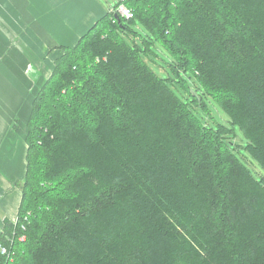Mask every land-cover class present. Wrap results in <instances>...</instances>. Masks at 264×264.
<instances>
[{
    "label": "trees",
    "instance_id": "trees-1",
    "mask_svg": "<svg viewBox=\"0 0 264 264\" xmlns=\"http://www.w3.org/2000/svg\"><path fill=\"white\" fill-rule=\"evenodd\" d=\"M61 49L0 264H264V180L232 140L264 168V0H118Z\"/></svg>",
    "mask_w": 264,
    "mask_h": 264
},
{
    "label": "crops",
    "instance_id": "crops-1",
    "mask_svg": "<svg viewBox=\"0 0 264 264\" xmlns=\"http://www.w3.org/2000/svg\"><path fill=\"white\" fill-rule=\"evenodd\" d=\"M80 1L84 8L79 0H0V238L5 220L15 221L19 212L27 169L24 132L35 94L61 47L76 44L117 3ZM22 20L27 28L20 31Z\"/></svg>",
    "mask_w": 264,
    "mask_h": 264
},
{
    "label": "rangeland",
    "instance_id": "rangeland-1",
    "mask_svg": "<svg viewBox=\"0 0 264 264\" xmlns=\"http://www.w3.org/2000/svg\"><path fill=\"white\" fill-rule=\"evenodd\" d=\"M102 4L105 1H109V3L115 4L118 0H99ZM80 8H84L81 5V1L77 2ZM18 17L16 16V19ZM15 22V20L13 19ZM21 28H18L20 31L27 28L25 27V23L22 20L20 24H18ZM89 29V28H88ZM87 29V30H88ZM158 51V57H156V61H151V66L153 69L158 72L160 75L166 76L167 67L170 59V55L167 49H165L162 45H157L156 47ZM208 110H204L201 106H199L198 112L200 113L202 119L206 121V123L212 127H218L219 124H223L228 127H232L230 123V117L226 113V111L221 107V105L214 100L213 98L206 99ZM235 145H237V155L241 158V160L253 171L255 176L259 179L264 180V168L255 160V158L248 152V150L244 147L247 144V139L244 136L243 132L241 131L238 126L235 128L234 136L232 138Z\"/></svg>",
    "mask_w": 264,
    "mask_h": 264
},
{
    "label": "built area",
    "instance_id": "built-area-1",
    "mask_svg": "<svg viewBox=\"0 0 264 264\" xmlns=\"http://www.w3.org/2000/svg\"><path fill=\"white\" fill-rule=\"evenodd\" d=\"M119 13L126 18H131L133 16V12L130 8L126 7L124 4L119 5L118 7ZM8 252V248L0 242V253L6 254Z\"/></svg>",
    "mask_w": 264,
    "mask_h": 264
}]
</instances>
